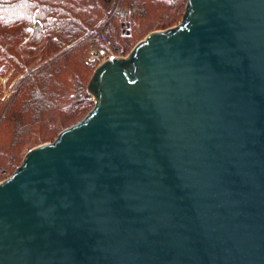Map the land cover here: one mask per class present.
<instances>
[{
  "label": "water",
  "instance_id": "95a60500",
  "mask_svg": "<svg viewBox=\"0 0 264 264\" xmlns=\"http://www.w3.org/2000/svg\"><path fill=\"white\" fill-rule=\"evenodd\" d=\"M183 8L0 182V264H264V0Z\"/></svg>",
  "mask_w": 264,
  "mask_h": 264
},
{
  "label": "trees",
  "instance_id": "16d2710c",
  "mask_svg": "<svg viewBox=\"0 0 264 264\" xmlns=\"http://www.w3.org/2000/svg\"><path fill=\"white\" fill-rule=\"evenodd\" d=\"M116 2L134 33L153 7L176 14L185 0H0V77L12 82L7 96L0 88V165L91 108L87 57L97 32L117 46L123 38Z\"/></svg>",
  "mask_w": 264,
  "mask_h": 264
},
{
  "label": "rangeland",
  "instance_id": "374dc122",
  "mask_svg": "<svg viewBox=\"0 0 264 264\" xmlns=\"http://www.w3.org/2000/svg\"><path fill=\"white\" fill-rule=\"evenodd\" d=\"M185 2H186V0H185ZM185 2H184V5H185ZM115 5H120V6L124 7L119 2H116ZM184 5H183V7H184ZM183 7L176 14H169L168 12H165L163 15H156V13H155L156 8L153 7V10L148 12V14L145 13V14L141 15L140 17H138L139 28L141 27V29L135 30L134 33L132 31L131 24H129L130 23L129 13H128L127 23H124L121 19L118 18L120 20V25H119V22L117 20H115L117 22V26L118 27L120 26V30H121L120 33L123 35V38L120 41H117V44L120 47L123 56H125L130 51V49L133 47V45L136 42H138L139 40L144 38V36L146 34L150 33L151 31L165 29V28H168L170 26L177 24L180 21L182 12L184 10ZM93 69H92V71H93ZM91 73L92 72H90V75H91ZM5 78H6V76L0 77V88L2 90L3 96H7L9 94V92L11 91V84H12V82L9 84H6ZM88 110H90V109H88ZM87 111L82 112L81 114L78 115V117H76V118L70 120L69 122H67L66 124L62 125L60 127V129H62V127L68 126V125L74 123L75 121L79 120L80 118H82L87 113ZM60 129L58 128L57 130L59 131ZM58 131L49 138L47 137V138H44L43 140H39V141H36L35 143H32L29 146V148L34 146V145L43 143V142L52 141L53 138L58 133ZM29 148L21 149L20 153L18 155L13 156L11 159L12 162L9 166L0 165L4 168L3 172L5 173V177L7 176V178H8L11 175V173H13L16 166L21 162V159L24 155L23 153H25Z\"/></svg>",
  "mask_w": 264,
  "mask_h": 264
},
{
  "label": "built area",
  "instance_id": "2783aa9c",
  "mask_svg": "<svg viewBox=\"0 0 264 264\" xmlns=\"http://www.w3.org/2000/svg\"><path fill=\"white\" fill-rule=\"evenodd\" d=\"M114 13L117 14L118 18L121 19L124 23L128 21V11L126 8L115 5ZM92 40V37L89 38ZM97 40L98 44L94 45L90 53L87 57L88 64H94L96 67L100 62L104 61L105 59H109L116 56H123L121 49L119 46L114 45L111 39L102 31L97 32ZM4 168L0 166V182L7 178L5 177V173L3 172Z\"/></svg>",
  "mask_w": 264,
  "mask_h": 264
}]
</instances>
